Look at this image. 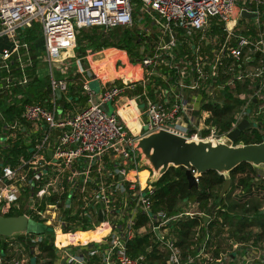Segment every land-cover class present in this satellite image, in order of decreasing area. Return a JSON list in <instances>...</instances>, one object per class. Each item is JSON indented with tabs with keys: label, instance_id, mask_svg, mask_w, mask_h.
Listing matches in <instances>:
<instances>
[{
	"label": "built area",
	"instance_id": "built-area-1",
	"mask_svg": "<svg viewBox=\"0 0 264 264\" xmlns=\"http://www.w3.org/2000/svg\"><path fill=\"white\" fill-rule=\"evenodd\" d=\"M139 1L138 21L144 16H154L162 35L167 36L153 52L138 61L139 66L148 69L149 75L160 71L162 80L175 88L162 92L171 94L173 101L169 102V108L156 98L161 95L154 97L143 92L144 122L140 132L134 134L118 109L107 113L101 108L106 102L113 105L117 97L133 87L134 80L110 84L99 94L84 80L86 105L66 112L57 103L56 90L61 96L67 94V75L56 78L55 71L65 75L69 70L66 60L75 58L76 73H88L91 78L85 62L75 56L78 30L131 26L135 0H0V36L9 37L13 46L1 53L0 60L8 68L12 53L20 55L22 50L26 62L32 64L29 45L21 42L18 35L20 29L39 22L42 57L49 70L51 91L49 106L26 103L20 119L6 121L0 127V214L23 211L21 214L49 227L55 252L53 258H42L36 245L27 251L25 243L16 236L3 237L9 248L12 242L18 248L10 256L0 253V264H30L31 257L35 258V264H144L145 255L130 256L127 244L135 236L149 232L155 234L159 247L167 252L166 264H202L203 259L212 260L211 253L202 251L187 261L181 260L171 227L197 207H180L171 213L153 207L151 171L147 166H139L135 140L159 129L196 140L226 133H221L211 120L208 122L209 110L203 109L196 121L187 94H198L201 106L214 101L216 89L233 83L231 79L223 82L220 78L234 75L243 80L247 77L245 64L251 61L258 64L252 75L260 77L259 86L264 89V30L259 20L264 16V0ZM238 1L241 9L257 13L253 19L256 35L242 33L249 26L236 33V24L227 25ZM212 19L223 23L224 34L209 32ZM179 45L185 50L180 52ZM162 51L167 54L164 64L160 62ZM159 64L161 69L165 68L163 72ZM26 77L22 71L18 81L11 79L6 85L24 84ZM253 96L256 97L238 94L243 103L230 129L251 113ZM19 138L29 147V153L18 155L11 163L12 156L6 159L2 150ZM143 168L148 171L144 184L139 177ZM139 218L142 222H138ZM60 235H66L67 239H60ZM223 236L231 248L220 252L214 264H264V248L260 244L251 240L233 242L226 238V233ZM42 238L41 234L29 237L34 244ZM18 251L20 254L16 256Z\"/></svg>",
	"mask_w": 264,
	"mask_h": 264
},
{
	"label": "trees",
	"instance_id": "trees-1",
	"mask_svg": "<svg viewBox=\"0 0 264 264\" xmlns=\"http://www.w3.org/2000/svg\"><path fill=\"white\" fill-rule=\"evenodd\" d=\"M136 6L133 11V23L135 25L118 26L111 29L103 27H89L79 29L76 34V46L74 48L75 56L87 66L86 56L88 53L98 51L103 48L114 47L124 49L131 61L141 60L147 53L150 36L143 33L137 24L143 21L146 16L138 21L141 13L137 14L140 6V1L135 0ZM139 13V12H138ZM261 28L264 29V16L259 18ZM149 21L145 22V25ZM211 31L213 33H223V25L221 22L213 20L211 23ZM244 34L256 35V29L250 28L243 31ZM179 34V33H177ZM18 38L21 42L29 45L31 51L32 64L37 62L35 51L37 48L42 50L41 25L39 22H33L31 26L20 29ZM180 52L184 51V47L179 45ZM13 65V63L10 65ZM15 72L20 73V68L16 67ZM33 70L32 66H28L26 71ZM72 69L67 75L68 91L66 95L60 96L57 103L61 105L63 111L72 112L77 107L82 108L86 105L87 94L82 88L83 78L78 73H72ZM6 74V73H4ZM59 72L55 74L56 78L63 77ZM227 77V76H226ZM225 77H221L220 80ZM219 82H222L220 81ZM234 80V87L230 88L225 85L221 90V100H214L202 105V108L209 110L211 120L218 130L223 133L231 128L235 114L239 111L243 100L238 97L244 88L251 84V79L247 78L243 83ZM12 93H20L19 103L11 105H1L0 127L4 122H13L15 119H20L23 105L30 102H40L44 105L48 103L50 94L49 77L46 76L37 79L35 76L26 88L16 85ZM255 85L253 86L254 89ZM149 95L151 91L146 90ZM235 91V93L233 92ZM133 92H142V87L137 85ZM147 93V94H148ZM251 105H255L253 99ZM128 105H126L127 107ZM129 110V109H128ZM261 116L258 118L260 119ZM260 126L257 123L250 124L242 130L236 139L235 143L242 141L243 143H258L264 141V131L259 130ZM207 131H203L206 134ZM4 157L7 159L10 156V162L14 163L18 155H28L29 147L19 138L18 141L10 144L8 148L2 150ZM148 173L147 170H142V175ZM257 173L255 168L249 163H240L230 172L231 185L229 190L220 196V191L224 182L222 175H219L214 170H208L199 176L198 188L192 187L188 192V185L184 173V167H169L161 178L153 182V207L155 209H164L168 212H176L181 207L184 201H194L197 203L195 212L185 215L183 219L175 222L171 227V232L175 237V245L178 246L181 253V260L187 261L188 257L195 255L199 251L203 253H211L212 260L203 259L202 264H214L220 258V252L231 248L228 242V248L223 249L220 244V238L223 233H226L228 240L233 242L252 241L254 244H260L264 248V208L257 197L249 199H239L232 197V193L238 187L244 192H250L251 187L255 184ZM258 183V182H257ZM261 184V183H259ZM261 186H263L261 184ZM262 211V212H260ZM23 211H9L4 213L5 216L19 215ZM204 215L208 216V220H204ZM142 222V219H138ZM255 229H257L255 231ZM27 235H17L16 238L24 242L26 250H31L34 245L41 252V256L53 258L55 255L54 245L52 241L51 231L47 227L43 228L42 232H28ZM41 234L43 238L36 244L31 243L29 237H34ZM0 237V252L5 250V242H2ZM26 240V241H24ZM128 252L130 256L136 257L140 254L145 255L144 264H166L167 252L159 247V243L153 232L135 236L128 242ZM215 246V247H213Z\"/></svg>",
	"mask_w": 264,
	"mask_h": 264
},
{
	"label": "crops",
	"instance_id": "crops-1",
	"mask_svg": "<svg viewBox=\"0 0 264 264\" xmlns=\"http://www.w3.org/2000/svg\"><path fill=\"white\" fill-rule=\"evenodd\" d=\"M241 6H242V4L240 1L236 2V5L233 8L232 15H231L230 20L228 21L227 25L233 26L236 24V26H237L238 24L242 23L245 26H249L250 28L256 29V27L254 26L253 19L241 16V14H240V12L242 10ZM213 20H216V19H212V21ZM147 21H149V26L154 30L153 35L150 36V39H149V47L150 46L152 47L154 45V48H155V46L159 43V41H161L162 39L165 40V38H167V36L162 35V33L160 31V27L157 24L154 16L149 15V17H146L139 24L145 25V22H147ZM212 21L210 22L209 32H212L211 31ZM216 22H218V21L216 20ZM222 25H223V23H222ZM223 27H224V25H223ZM222 34H224V32ZM209 44L210 43L207 44V49H209L211 47V45H209ZM12 47H13L12 42L9 39V37H7L5 35L0 36V55L4 50H12ZM153 51H154V49H153ZM35 52H36L35 57H36L37 62L34 63V65L26 62L25 53L22 50H20V55L12 53V55L10 56V58L8 60L9 64L13 63V65H15L16 67L23 68V70H21V68H20L21 74H18L17 72H15L14 69L16 67L9 65L8 68H5L3 65V61L0 60V117L2 116L1 105L6 106V105L14 104V103L15 104L19 103L18 99L21 97V94L18 92L12 93L13 88L17 87V86H10V87L7 86L6 83L8 80L14 79V80L18 81L21 78L22 71H23L27 75V77H26L27 82L24 84H20L19 87L26 88L28 86V84L32 81L34 76L37 79H41V78H44L46 76L49 77V74H48L49 70H48V67H47L43 57H42V50H39L37 48V51H35ZM161 53H163V57L160 60V62H161V64H164L162 62H166V55L167 54H166V51H162ZM125 56H128L126 50L117 49L114 47H108V48H103V49L98 50V51H93V52L88 53V55L86 56V63H87L86 68H87V70L93 71V76L91 78L97 79L99 81V83L101 85L100 92L104 87H108L110 84L128 83V82L134 80L133 87L128 89L124 94L117 97L113 103V106L115 109H118L120 117L122 120H124V123L128 127V129L131 130L132 133L136 132V130L139 129V131L137 132V133H139L140 129L143 125V122H144V116H143V112H142L143 109H141L139 106L141 103L143 104L144 100H145L144 96H143V92L149 89L154 97H156L157 94L161 95L162 97H156V98L161 103H163L166 108H169V105H170L169 102L173 101L171 94L168 93L167 95H164V94H162V92L166 91V90L172 91L175 87L173 86L171 81H169V82L172 85H169L168 83H166L162 80L161 76L159 75L160 71L154 75H149L148 69H146V68L143 69L141 66H139L138 61H131L129 56L128 57H125ZM254 62L251 61L249 63H246L245 69H246V67H250ZM161 64H159L158 67L163 72L165 70V68L161 69V66H162ZM73 65H74L73 63H72V65H70V64L68 65L69 70H68V72L65 73V75H63V77L68 75L71 69L73 70L72 71L73 74L76 73ZM28 66H32L33 70L26 71V68ZM142 70H144V76L142 74ZM57 72H60V74H63V72L61 73V71H59V70H56L55 74ZM4 73H6V74H4ZM87 74L88 73L79 74L83 78L82 82H84V80L87 82L89 81L90 77H88ZM229 78L234 83L233 79H236L234 77V75L230 76ZM247 78L251 79L252 87L255 85L253 90L256 92L257 96L259 94L262 95L264 92V89H262L261 86H259V84H260L259 82L261 81L259 76L245 77V78H243V80L237 79V81L243 83ZM137 85H140L142 87L141 93L133 92ZM216 91H221V90L216 89L214 94L216 93ZM146 93H148V92L146 91ZM239 94L244 95L245 93L243 91V92H240ZM147 95L149 96V93ZM192 95L193 94H190V92H189L187 94V97L191 101L193 116H194L195 120L198 121V117H199V115H201V113L203 111V108H201L202 107L201 106V98L198 94L196 96H192ZM257 96H256V98L253 99L255 105L260 102V98H259V96L258 97ZM126 105H128L129 107H135V108H133V109L129 108V112H128V110H127V112H124L122 110V108L123 107L126 108ZM252 107H253V105L250 106L251 109H252ZM76 109L77 108H75L74 111ZM66 112H68V111H66ZM139 125H140V127H139ZM137 133H134V134H137ZM143 170H146V169L143 168ZM259 180H260V178L257 175L256 181L258 183L256 182L255 184L252 185L250 192L246 193V192L241 190L243 198L249 199L251 196L256 197L255 193L260 194L259 191H261V189L255 190V187L257 185H259V183H260ZM191 202H193V201H184L181 204V207H184V206L186 207V205H188V204L190 205ZM196 207H197V205H196ZM187 208H190V207H187ZM256 230L257 229H255V231ZM220 240H221L220 244L222 245L223 249L228 248V241L224 238V236H223V238H220ZM2 242H5L6 248L4 251L2 250L0 253L4 256L13 255V254L8 252V250L10 249L7 245L8 240H5L4 238H2ZM19 254H20V251L15 253L16 256Z\"/></svg>",
	"mask_w": 264,
	"mask_h": 264
},
{
	"label": "water",
	"instance_id": "water-1",
	"mask_svg": "<svg viewBox=\"0 0 264 264\" xmlns=\"http://www.w3.org/2000/svg\"><path fill=\"white\" fill-rule=\"evenodd\" d=\"M240 14L250 19L257 17L256 12L246 9H242ZM56 96L57 98L61 96L58 89ZM101 108L107 113L112 112L110 102L103 103ZM249 125L250 120L243 118L225 134L211 139H191L165 129L141 135L135 140V148L140 155L138 164L140 167L147 166L150 169L152 183L158 181L169 167H184L188 192L192 187L198 188L200 175L208 170H214L224 178L220 191V196H223L231 185L230 172L237 165L243 162L249 163L254 168L264 165V141L235 143L240 132ZM204 220H208L207 215H204ZM30 221L34 220L25 214L12 216L0 214V237H13L30 232ZM38 224L41 228L34 233L42 232L46 227L44 224ZM154 231L159 235L157 229Z\"/></svg>",
	"mask_w": 264,
	"mask_h": 264
},
{
	"label": "rangeland",
	"instance_id": "rangeland-1",
	"mask_svg": "<svg viewBox=\"0 0 264 264\" xmlns=\"http://www.w3.org/2000/svg\"><path fill=\"white\" fill-rule=\"evenodd\" d=\"M137 7V6H136ZM138 12H139V10H138ZM137 12V14H138V16H139V14H140V12L138 13ZM247 20V19H246ZM133 25H135L134 23H133ZM128 27H130V26H128ZM137 27H139V28H141V29H143L142 30V32L143 33H145V34H147L148 36H152L153 35V29L149 26V24H146V25H142V24H137ZM246 26L245 25H243L242 23H240V24H238L237 26H236V33H239V32H241V30L242 29H246L245 28ZM145 28V29H144ZM220 35V34H219ZM153 41V40H152ZM155 41V40H154ZM149 45V44H148ZM153 47V48H152ZM148 46V50H147V53L146 54H149V53H151L152 51H153V49H154V45L153 46ZM118 56V55H117ZM125 57H128V56H125ZM124 57V58H125ZM66 61H68V64H70V65H72V63L74 64L73 66H74V69L76 68V64H75V58H70L69 60H66ZM258 66V64L256 63V62H254L250 67H246V69L244 70V74L245 75H247V77H252L253 75V73L256 71V67ZM60 73V72H59ZM89 73H92V75H93V71H91V70H89ZM141 73V72H140ZM142 74H143V76H144V70H142ZM61 76H63V74L61 75ZM230 75H227V77H225L224 79H222V81L223 82H225V81H230ZM60 78H62V77H60ZM88 84H89V88L95 93V94H99L100 93V88H101V85H100V83H99V81L97 80V79H93V78H90L89 79V81H88ZM229 86H230V88H233V86H234V83H231V84H229ZM244 90V95L246 96V97H251V95H256L257 96V94H256V92L253 90V87H252V84H249V86H247L246 88H244L243 89ZM234 93H235V91H233ZM236 94V93H235ZM260 95V94H259ZM258 95V96H259ZM263 95V96H262ZM262 95H260L259 96V98H260V102L258 103V104H256L255 106H253L252 107V109H251V113L248 115V119L250 120V124H254V123H257L259 126H260V128H259V130L260 131H264V92H263V94ZM220 96H221V91H216V93L214 94V97H213V100H221V98H220ZM257 96V97H258ZM140 108L141 109H143V107H144V105L141 103L140 105ZM77 108V107H76ZM125 107H123L122 108V110L124 111V112H127V110L129 109V108H131V109H133V108H135V107H129V106H127L125 109H124ZM57 110H58V112L59 113H61V108H57ZM111 110L113 111L114 110V106L111 104ZM128 112H129V110H128ZM131 113V112H130ZM129 114V113H128ZM127 114V115H128ZM259 116H261L260 117V119L258 118ZM255 171H256V173H257V175L259 176V178H260V180H259V182L263 185V186H261V184H259V185H257L256 187H255V190H258V189H261V191H259V193L260 194H258V193H255V196L259 199V201H260V203H261V207H264V165H261V166H259V167H256L255 168ZM244 195V194H243ZM232 197H235V198H239L240 199V197H241V199H244L243 197H242V193H241V187H238V189H235L234 191H233V193H232ZM193 203V204H192ZM196 205H197V203L196 202H191L190 203V205L188 204V205H186V207H195L194 209H196ZM184 206V205H183ZM198 206V205H197ZM185 207V206H184ZM41 228V225L40 224H38V223H36V222H34V221H30L29 222V230L30 231H33V232H36L38 229H40ZM49 228V227H48ZM13 243V245H11V248L8 250V252L9 253H11L12 251H14V249H16V248H18V245H17V243H14V242H12ZM223 248V247H222ZM25 256H27V255H25ZM28 257V256H27ZM35 262H36V260H35V258L34 257H31L30 258V264H35Z\"/></svg>",
	"mask_w": 264,
	"mask_h": 264
},
{
	"label": "bare ground",
	"instance_id": "bare-ground-1",
	"mask_svg": "<svg viewBox=\"0 0 264 264\" xmlns=\"http://www.w3.org/2000/svg\"><path fill=\"white\" fill-rule=\"evenodd\" d=\"M123 121H124V120H123ZM139 127H140V125H139ZM138 131H139V129L136 130V132H134V133H137ZM147 175H148V173L142 175V171L139 172L140 182H141L142 184H144V181H145ZM59 238H60V239H67V236H66V235H60Z\"/></svg>",
	"mask_w": 264,
	"mask_h": 264
}]
</instances>
